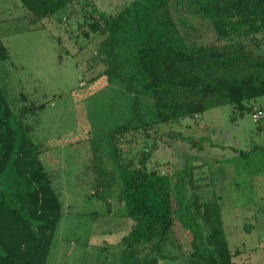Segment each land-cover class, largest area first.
Returning <instances> with one entry per match:
<instances>
[{"label": "trees", "instance_id": "obj_1", "mask_svg": "<svg viewBox=\"0 0 264 264\" xmlns=\"http://www.w3.org/2000/svg\"><path fill=\"white\" fill-rule=\"evenodd\" d=\"M19 1L31 24L57 14L59 22L66 21L67 12L79 5L78 29L86 39L89 33L99 39L102 74L124 81L127 91L137 76L146 82L153 107L149 117L133 105L132 117L111 135L117 155L121 152L118 203L132 221L121 240L122 264L168 259L165 248L178 230L190 236L188 264H236L218 198L201 200L189 169L164 172L150 163L163 135L185 140L195 150L212 145L206 137L164 132L162 125L226 104L233 107V119L261 112L248 103L264 96V0H131L113 13L93 0ZM185 3L210 21L216 43H185L172 9ZM121 52H127L132 67L125 76ZM8 58L0 43V61ZM39 108L23 104L15 113L0 85V264H46L61 218L59 197L24 123Z\"/></svg>", "mask_w": 264, "mask_h": 264}, {"label": "rangeland", "instance_id": "obj_2", "mask_svg": "<svg viewBox=\"0 0 264 264\" xmlns=\"http://www.w3.org/2000/svg\"><path fill=\"white\" fill-rule=\"evenodd\" d=\"M93 2L113 13L131 0ZM188 6L172 8L185 43H216L210 21ZM67 15L63 23L57 14L31 24L19 0H0V43L9 55L0 61V85L15 113L23 104L41 106L24 123L61 203L46 264H122L121 240L132 221L118 203L121 152L117 155L111 135L132 117L133 105L148 118L152 100L141 77H135L131 91L124 81L105 77L99 39L91 33L86 39L78 29L80 6ZM126 54L121 52L122 76L132 68ZM248 104L261 110L258 122L252 112L233 119V107L226 104L162 125L164 132L206 137L212 145L195 150L185 140L163 135L150 165L164 172L189 169L196 195L203 201L218 198L235 263L264 264V96ZM189 251L188 232L178 230L165 248L169 258L159 264H188Z\"/></svg>", "mask_w": 264, "mask_h": 264}, {"label": "built area", "instance_id": "obj_3", "mask_svg": "<svg viewBox=\"0 0 264 264\" xmlns=\"http://www.w3.org/2000/svg\"><path fill=\"white\" fill-rule=\"evenodd\" d=\"M261 115V112H257L256 114H253V121L256 122L258 116Z\"/></svg>", "mask_w": 264, "mask_h": 264}]
</instances>
